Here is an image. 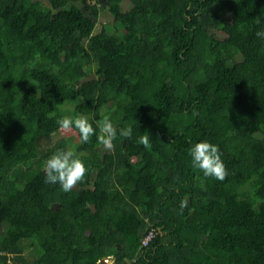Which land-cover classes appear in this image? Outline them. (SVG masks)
<instances>
[{
    "label": "trees",
    "instance_id": "trees-1",
    "mask_svg": "<svg viewBox=\"0 0 264 264\" xmlns=\"http://www.w3.org/2000/svg\"><path fill=\"white\" fill-rule=\"evenodd\" d=\"M48 1L0 0V264H264V0ZM70 112L133 137L73 127L90 167L65 192L43 163ZM205 138L222 180L190 164Z\"/></svg>",
    "mask_w": 264,
    "mask_h": 264
},
{
    "label": "clouds",
    "instance_id": "clouds-1",
    "mask_svg": "<svg viewBox=\"0 0 264 264\" xmlns=\"http://www.w3.org/2000/svg\"><path fill=\"white\" fill-rule=\"evenodd\" d=\"M257 23L259 24L260 21L258 20ZM255 35L264 38V26L257 28ZM57 123L65 130H70L73 127L78 129L81 143L88 141L93 134H96L100 144L109 150L114 147L113 142L118 135L123 138L133 137L132 125L127 124L117 129L108 115H105L101 121L95 122L96 127L90 117L84 113L63 114L58 117ZM136 139L145 146L150 143L149 136L146 135H140ZM188 154L191 166L201 170L204 177L222 180L226 176L227 168L217 143L206 138L200 139L189 146ZM89 167L75 146L58 147L47 156L43 163L44 178L49 183H58L63 191L68 192L85 178ZM186 203L187 200L182 199L181 207Z\"/></svg>",
    "mask_w": 264,
    "mask_h": 264
},
{
    "label": "rangeland",
    "instance_id": "rangeland-1",
    "mask_svg": "<svg viewBox=\"0 0 264 264\" xmlns=\"http://www.w3.org/2000/svg\"><path fill=\"white\" fill-rule=\"evenodd\" d=\"M46 3L49 4L48 0H42ZM127 1L123 2L122 4H118V8L119 9H124L127 5ZM98 22L99 24V28H101L102 26H106L109 30L113 29V23L114 21V15L110 12L109 9H104L100 16L98 17ZM95 31H98V26L95 28ZM74 104L69 105V107H73ZM107 113V111H105V114ZM54 138H57V140L59 141H64L67 142V145H73L74 143L73 141H75V139H77V133L74 129H70V130H65V129H61L59 131H57V133L54 135ZM33 157V154H27L24 155L20 158V161L23 165H27L29 160ZM21 245L23 247L24 253L25 255L31 260L32 256L34 255V249L32 247V243H31V239L29 238H25L21 241ZM111 263L110 261L107 262V264Z\"/></svg>",
    "mask_w": 264,
    "mask_h": 264
},
{
    "label": "built area",
    "instance_id": "built-area-1",
    "mask_svg": "<svg viewBox=\"0 0 264 264\" xmlns=\"http://www.w3.org/2000/svg\"><path fill=\"white\" fill-rule=\"evenodd\" d=\"M92 2H94V0H91ZM156 232L155 230H151L149 233H147L142 239H141V243L143 246H146L150 243V241L153 239V237L155 236ZM107 262H111L110 259H106ZM110 264V263H109Z\"/></svg>",
    "mask_w": 264,
    "mask_h": 264
},
{
    "label": "crops",
    "instance_id": "crops-1",
    "mask_svg": "<svg viewBox=\"0 0 264 264\" xmlns=\"http://www.w3.org/2000/svg\"><path fill=\"white\" fill-rule=\"evenodd\" d=\"M126 0H123V2H125ZM122 2V3H123ZM121 3V4H122ZM128 3H129V0L127 1V5H126V7L128 6ZM14 241H11V239H10V232L8 231V234H7V238L6 239H4V241H3V243H2V245L1 246H4V247H8L10 244H12ZM24 251V250H23ZM25 254V253H24Z\"/></svg>",
    "mask_w": 264,
    "mask_h": 264
},
{
    "label": "water",
    "instance_id": "water-1",
    "mask_svg": "<svg viewBox=\"0 0 264 264\" xmlns=\"http://www.w3.org/2000/svg\"><path fill=\"white\" fill-rule=\"evenodd\" d=\"M107 258H104L102 261H100L101 264H107Z\"/></svg>",
    "mask_w": 264,
    "mask_h": 264
}]
</instances>
